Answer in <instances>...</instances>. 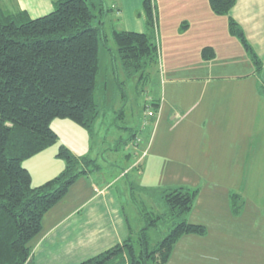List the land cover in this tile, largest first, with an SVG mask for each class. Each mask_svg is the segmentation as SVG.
<instances>
[{
  "label": "trees",
  "instance_id": "16d2710c",
  "mask_svg": "<svg viewBox=\"0 0 264 264\" xmlns=\"http://www.w3.org/2000/svg\"><path fill=\"white\" fill-rule=\"evenodd\" d=\"M208 2L216 13L227 14L235 0ZM102 3L53 0L49 12L35 17L25 9L0 6V264H32V248L44 213L76 179L100 170L94 157L77 155L60 143L54 155L62 159V168L43 182L32 184L30 170L22 160L57 141L58 134L51 125L56 117L71 119L92 139L99 112L94 97L99 40L105 35L103 25L110 9ZM141 7L143 31L110 24L111 38L128 74L142 70L159 53L154 2L142 0ZM227 27L247 49L253 71L259 72L261 60L229 15ZM260 86L264 91V81ZM161 196L165 210L136 209L142 219L137 227L125 210L127 235L75 264H163L181 235L206 233L204 223L187 219L197 188L167 186ZM239 198L238 192L230 194L234 213L239 209ZM159 220L167 222V231L153 241L150 229Z\"/></svg>",
  "mask_w": 264,
  "mask_h": 264
},
{
  "label": "crops",
  "instance_id": "0c3cea01",
  "mask_svg": "<svg viewBox=\"0 0 264 264\" xmlns=\"http://www.w3.org/2000/svg\"><path fill=\"white\" fill-rule=\"evenodd\" d=\"M117 1L114 6L119 14L123 3ZM129 1L124 0L123 10L131 12L128 15L136 25L126 26L125 22L124 28L143 31L145 18L141 0H133L135 6H130ZM3 3L8 10L25 9L31 17L45 14L53 7V0H4ZM154 8L158 32L162 33L161 25L165 26V36L159 41L162 95L158 102V124H164L171 135L164 137V148H160L170 165L159 157L154 166H161L168 178L164 177L159 184L149 181L144 184L146 187H193L194 184L172 182V179L192 178L195 173L199 177L205 176L200 174L203 172L222 176L231 171L238 175L236 163H240L241 153L246 156L250 150L248 141L243 146L242 138L248 137L245 132L255 122L258 100L264 99L260 86L264 81V0H235L227 14L213 11L208 0H154ZM133 11L137 12L136 16ZM227 15L240 25L261 60L259 72L253 71L251 57L239 38L228 31ZM163 115L171 121L164 120ZM198 115H202L204 127L199 124ZM199 128L204 130L200 136L197 135ZM235 138L241 139V144ZM47 148L29 156L35 158L28 166L32 184L43 182L63 166L62 159L54 155L56 150ZM42 153L40 158L46 160L41 159L39 164L37 160ZM143 153H138L136 158L133 156L123 170L127 172L138 163L134 172L141 177L147 175L148 163L145 164ZM209 155L214 157L208 159L210 164L206 168H195V163L201 165L202 158L207 160ZM172 163H179V166ZM35 164L40 165V170ZM86 177L76 179L44 213L41 231L32 248V264H75L127 235L122 190L113 183L117 177L114 180L108 177L100 183L90 175ZM80 180L87 181L79 183ZM217 190L223 193L221 202ZM232 192L237 191L202 189L187 219L206 224L200 205L204 196L208 200L212 195L219 211L220 207L224 210L227 204L231 205ZM217 210H214L213 218L219 222ZM205 236L206 233L181 235L163 264H193V260L200 259L206 251L203 246ZM188 251L192 253L188 254Z\"/></svg>",
  "mask_w": 264,
  "mask_h": 264
},
{
  "label": "rangeland",
  "instance_id": "374dc122",
  "mask_svg": "<svg viewBox=\"0 0 264 264\" xmlns=\"http://www.w3.org/2000/svg\"><path fill=\"white\" fill-rule=\"evenodd\" d=\"M3 1L0 0L2 7L5 5ZM100 1H103L110 9L106 12L109 20L105 18L106 22L103 25L105 35L103 39L99 40L98 70L94 88V97L99 112L93 125L92 139L89 138L87 131L82 126L71 119L56 117L51 121V125L55 128L58 139L47 149L56 150L60 143L65 144L66 142L73 153L94 157L96 163L100 165V170L95 171V174L90 177H94V180L99 183L108 177L112 180L117 177L113 183L122 190L123 205L129 215V221L134 227H137L142 219L141 217L139 219L136 209L162 212L166 208L161 196L163 187H157V185L146 187L144 184L145 181L159 184L165 180L164 177L168 178L161 166L158 168L154 166V161L159 157L165 159L166 164H169L166 153H163L160 148H164L166 141L164 137H171L164 124H158V102L162 95L160 81L162 51L158 46L159 53L154 60L144 64L142 70L128 74L121 65L115 43L111 38L110 24L114 23L118 27H125V22H127L126 26H135L136 22L128 15L131 12L123 10L126 5L124 0H121L123 3L122 7L120 6L122 12L119 14L114 6L118 2L117 0H96V4ZM129 2L130 6H135L133 0ZM132 14L136 16L137 12L133 11ZM154 27L159 45V41L165 36V26L161 25L162 33L160 30L158 32L154 19ZM112 49L115 52L116 60L113 59ZM163 68L166 70L165 65ZM162 118L170 120L164 115ZM197 118L198 121L200 120L198 123L204 127L206 123H203L202 115H198ZM255 118V122L248 127V132H245L248 133V137L242 138L243 146L248 141L247 145L250 150L246 156L241 153L240 163H236L238 175H234L231 171L222 176L203 172L200 174H205V176L199 177L196 173L195 175L191 173L192 178L180 176L181 178L172 179V182L183 181V183L194 184L193 187L197 188V194L202 189H235L240 194L239 209L236 213L228 204L224 210L220 207L218 211L217 202L214 197L212 198V195L207 198L208 200H206V196H204L205 200H201L200 205L204 209L207 224H204L207 231L206 238L203 240L206 251L200 259L194 257L196 260H193V264H264L263 98L258 100ZM241 132L243 133V131ZM203 133L202 128L197 130L198 136ZM173 135L174 133H172ZM235 141L240 144L242 142L238 138H235ZM243 146H240L241 150H243ZM143 151L142 156H144L145 164L148 163L147 175L141 177L136 171L134 172V168L137 169V163L132 166L131 170L128 169L129 171L125 172L126 175L119 176L122 168L130 163L133 156L136 158L138 153ZM43 153L37 160L39 164L41 159L46 160V158H40L43 157ZM213 157L209 155L207 160L202 158L201 165L195 163V168H206L210 164L208 159ZM127 158L129 159L127 160ZM32 159L35 158H24L22 163L28 167L29 161ZM39 164H35L38 170H40ZM172 165L179 166V163H172ZM87 180H80L79 183ZM217 192L220 194L221 202L223 193L220 190ZM214 210L218 211L219 219L224 221V224L213 218V213L216 212ZM166 231L167 222L159 220L157 225L150 229L152 240L159 239ZM191 253L188 251V254Z\"/></svg>",
  "mask_w": 264,
  "mask_h": 264
}]
</instances>
